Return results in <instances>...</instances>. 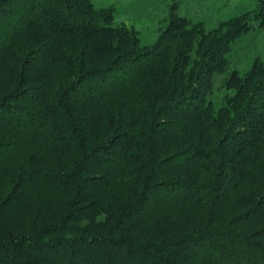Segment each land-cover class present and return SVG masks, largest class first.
Returning a JSON list of instances; mask_svg holds the SVG:
<instances>
[{
	"label": "trees",
	"instance_id": "16d2710c",
	"mask_svg": "<svg viewBox=\"0 0 264 264\" xmlns=\"http://www.w3.org/2000/svg\"><path fill=\"white\" fill-rule=\"evenodd\" d=\"M253 20L171 8L143 45L113 6L0 0V264H264V59L213 100Z\"/></svg>",
	"mask_w": 264,
	"mask_h": 264
},
{
	"label": "rangeland",
	"instance_id": "374dc122",
	"mask_svg": "<svg viewBox=\"0 0 264 264\" xmlns=\"http://www.w3.org/2000/svg\"><path fill=\"white\" fill-rule=\"evenodd\" d=\"M93 3L96 7L113 6L115 23L133 27L143 45L153 43L167 26L171 8L178 15L192 22L201 21L206 29H213L220 22L257 6V0H93ZM227 57L229 70L216 74L214 78L216 106L224 94L222 83L228 71L237 69L243 74L256 57L264 59V26H258V21L253 20L251 30L232 44Z\"/></svg>",
	"mask_w": 264,
	"mask_h": 264
}]
</instances>
